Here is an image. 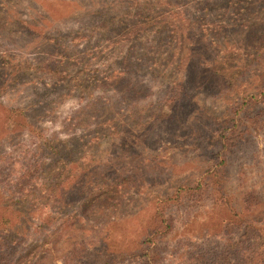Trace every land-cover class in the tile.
Returning a JSON list of instances; mask_svg holds the SVG:
<instances>
[{
  "label": "rangeland",
  "instance_id": "rangeland-1",
  "mask_svg": "<svg viewBox=\"0 0 264 264\" xmlns=\"http://www.w3.org/2000/svg\"><path fill=\"white\" fill-rule=\"evenodd\" d=\"M263 89L264 0H0V264H142L148 247L205 264L239 234L209 183L220 122L238 104L254 124ZM246 135L222 180L264 234V127Z\"/></svg>",
  "mask_w": 264,
  "mask_h": 264
},
{
  "label": "trees",
  "instance_id": "trees-1",
  "mask_svg": "<svg viewBox=\"0 0 264 264\" xmlns=\"http://www.w3.org/2000/svg\"><path fill=\"white\" fill-rule=\"evenodd\" d=\"M178 88H180V91L177 90ZM175 90L176 92L173 90V92H170L168 94V98L166 100V102L169 103L170 107H172L174 103H176L175 105H177V103L182 100L184 95L187 94L185 80H182V82L178 84ZM233 91L236 92V90ZM260 93L262 95V98L259 102L257 100H251L255 98L254 96L249 97V95H246L242 97L244 106L246 104L257 102L260 103L264 101V89ZM231 104H234V101ZM237 105L235 104L230 109H227L226 117H224L220 122L226 126L225 128H223L224 142L222 143V148L220 149L219 155L217 156L218 159L216 158L214 164L211 165L208 175L211 176L209 183H212L213 190L217 192L220 200H222L232 212V216H230V218H227L224 222L223 229L228 232L237 230L239 231V234L238 238H233L230 236L226 237L223 240V243L213 251V256L211 257V259H209L205 264H264L263 228L258 227L256 224L246 220L244 216L241 215V213L236 209V205H240V203L242 205H249L250 202H248L246 198H240L239 203L236 196H231L230 194H228L222 180V174L225 175L227 166L226 156H224L223 153H225L226 155L228 154V152L235 151V149L239 148L243 144V142H246L248 140L246 133L249 130L253 129L255 131H258V129H262L264 127V122L259 119V117L264 118V105L261 106L260 104L259 106V109H261L260 111L262 112L258 114V120L253 118L254 124H246L245 126H242L243 124L239 123L241 121V118L237 117V115L234 114L235 109V112L238 114L243 108V105H240L238 107ZM253 106L254 105H252L251 107ZM230 124H232L233 127H230ZM256 125H260V127H257ZM242 127L243 129H241ZM13 210L16 209L13 208ZM27 214L28 212L24 213L22 217ZM158 221H160V225L156 224ZM167 222L168 220L166 219L165 215L159 212L157 219L155 217V221L153 222L151 236L158 235L161 227L164 226V229L167 228ZM10 227H12V225H10ZM147 241L148 244L151 245L149 243V235ZM83 249H86V247L83 246ZM145 249V253L142 257V259H144L142 264H155L156 258L154 256L153 258L149 253L150 247Z\"/></svg>",
  "mask_w": 264,
  "mask_h": 264
}]
</instances>
